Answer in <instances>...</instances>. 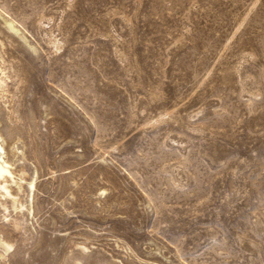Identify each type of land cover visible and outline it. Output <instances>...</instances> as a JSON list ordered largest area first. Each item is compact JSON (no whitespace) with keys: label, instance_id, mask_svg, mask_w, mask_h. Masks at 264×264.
<instances>
[{"label":"rangeland","instance_id":"obj_1","mask_svg":"<svg viewBox=\"0 0 264 264\" xmlns=\"http://www.w3.org/2000/svg\"><path fill=\"white\" fill-rule=\"evenodd\" d=\"M0 13V264H264V0Z\"/></svg>","mask_w":264,"mask_h":264},{"label":"bare ground","instance_id":"obj_2","mask_svg":"<svg viewBox=\"0 0 264 264\" xmlns=\"http://www.w3.org/2000/svg\"><path fill=\"white\" fill-rule=\"evenodd\" d=\"M0 16L3 18V22L5 26L12 31L15 35L20 37L21 39L27 41L25 34L16 26L15 22L0 13ZM26 182L23 173H18L8 157V152L5 147V136L4 132L0 128V191L4 192L6 196H8L13 204L16 207L18 202L19 194L23 188L24 183ZM29 188L31 189V195L35 188V179L29 181ZM14 189V191H13ZM0 245L10 248V245L2 240L0 237ZM77 264H82L78 262ZM153 264H162L159 262H154Z\"/></svg>","mask_w":264,"mask_h":264}]
</instances>
